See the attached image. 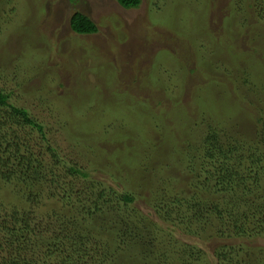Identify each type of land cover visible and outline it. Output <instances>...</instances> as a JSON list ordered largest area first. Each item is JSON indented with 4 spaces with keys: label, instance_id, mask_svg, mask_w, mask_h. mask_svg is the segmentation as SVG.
<instances>
[{
    "label": "trees",
    "instance_id": "16d2710c",
    "mask_svg": "<svg viewBox=\"0 0 264 264\" xmlns=\"http://www.w3.org/2000/svg\"><path fill=\"white\" fill-rule=\"evenodd\" d=\"M246 1L243 7L244 1L229 0V15L246 8L252 19L245 21L243 26L249 25L254 29L257 26L264 27V0ZM118 3L124 9L134 10L141 7L142 0H118ZM70 26L78 35H92L99 31L96 23L81 12L72 15ZM207 31L208 35L210 29L207 28ZM221 31V40L217 44L224 51L229 50V46L230 50L238 49L245 55L257 53L264 59V52L260 53L251 46L250 52L242 50L238 43H234L233 37L226 34L225 26ZM209 39L214 41L211 43L218 41L216 38ZM250 39L247 42L252 45H261L257 36ZM230 50L227 51L228 55ZM229 58L235 67L241 61L232 56ZM174 60L180 65L179 59ZM187 66L189 62L181 68L184 72L189 71V77L184 73L190 83L193 99L189 109L180 102L179 95L172 96L163 90L158 96L152 92L146 97L141 92L139 82L135 87L138 90L134 93H130L126 87L117 98L104 99L109 102L106 106L101 103L102 109L115 107L116 103L124 108L127 106L131 114L137 112L132 117L138 123L148 124L151 121L161 134V143L155 144L153 137H146L144 125L143 130L135 135L123 124L122 117L121 127L116 121L106 124L108 134L113 129L119 131L113 139L120 145L122 142L126 144V141L133 142L128 149L124 146L125 157L132 159L133 155L129 151L138 147V152L144 158L135 161L136 164L150 159L155 161L152 175L156 177L145 179L143 189L138 190L139 195L122 189L115 183L117 179H114V186L107 185L99 178H94L79 163L68 160L52 143L45 123L36 119L27 109L11 104L10 94L0 90V192L9 190L14 196L8 202H5L7 198L0 197V264H42L40 259L25 258L24 254L25 249L33 252V246L37 243L45 248L46 254L57 259L55 264H118L125 246H146L147 242L156 240L153 234L157 236L163 235V231L167 232L158 224L154 226L151 221L144 223L132 219V208L146 194L150 195L152 204L149 205H152L160 220L174 226L179 223L184 225V234L188 237L185 239L198 236L197 227L205 235L214 226L212 223L215 224V237L219 242H214L212 235L206 239L215 244V264H264V248L247 252L243 245L238 247L228 243L231 240L264 237V66L259 65L258 68L262 78L259 87L262 97L258 102L261 107L246 97L248 101L239 97L240 101L228 107L208 105V92L214 87L219 93L222 90V93L228 94V82H239L237 88L245 86L251 81L250 74L240 73L243 74L241 76L238 73L241 77L236 75L228 80V76L224 75L221 79L217 74L207 73L204 64L194 70H187ZM153 80L156 83V79ZM201 92L205 93L203 97H200ZM127 96L130 100H127ZM110 99L115 101L114 104H111ZM151 102L155 104V109L150 105ZM254 105L256 111L251 118L258 125L254 137L234 136L237 132H233V135L230 133L233 126H223L239 114L246 116V111ZM204 111L214 112L223 122L210 121L205 124ZM200 123L208 126L197 135L193 127ZM64 127L67 129V124ZM162 127L166 130H162ZM173 169L176 170V176H166ZM48 187L50 191L46 194ZM43 197L48 200L61 198L62 210L54 212L52 224L44 225L37 216L36 211ZM21 205L24 206V213L19 209ZM113 218L119 227H110V219ZM141 226L145 230L144 235H151L150 240H145L141 235ZM43 234H47V237ZM99 235L112 236L113 240L101 239ZM179 243V254L187 259L179 264H214V261L208 262L207 252L203 249L188 241ZM147 258L151 257L147 255ZM157 258L161 261L159 264H166L167 257L162 258L159 254Z\"/></svg>",
    "mask_w": 264,
    "mask_h": 264
},
{
    "label": "rangeland",
    "instance_id": "374dc122",
    "mask_svg": "<svg viewBox=\"0 0 264 264\" xmlns=\"http://www.w3.org/2000/svg\"><path fill=\"white\" fill-rule=\"evenodd\" d=\"M242 1L245 7L247 1ZM228 3L229 0H142L139 9L128 10L121 7L118 0H0V90L10 94L11 104L27 109L36 119L45 123L52 143L68 160L79 163L94 178H99V181L107 185L114 186V179H117L115 183L122 189L139 195L138 190L143 189L145 179L156 177L152 175L155 161L150 159L136 164L135 161L144 158L138 152V147L129 151L133 155L132 159L125 157L124 148H130L133 142L126 141V144L123 145L122 142L120 145L113 139L119 131L113 129L108 134L106 124L116 121L121 127L123 121L135 135L143 130L144 125L146 137H153L155 144L161 143V134L151 121L148 124L138 123L132 117L137 112L133 111L131 114L126 109L127 106L124 108L116 103L115 107L102 109V104L106 106L109 103L104 99L108 101L109 97L117 98L126 87L130 93H134L138 90L135 87L139 82L141 92L146 97L152 95V92L158 96L160 90H163L172 96L179 95L176 98L189 109V103L193 101L190 83L185 79V74L189 77V71L186 73L181 68L189 62L187 70H194L204 64L207 73L217 74L221 79L224 75L229 80L238 73L250 74L251 81L245 86L237 88L239 82H228V94L222 93V90L219 93L214 87L208 92V105L221 104L228 107L240 101L239 97L245 100L248 98L250 102L254 101V104L259 105L262 78L258 68L259 65L264 66L262 56L253 52L245 55L238 52V49L230 50L229 46L228 55L229 50L224 51L217 43L221 40V29L225 26L226 34L233 37L234 43H238L242 50L250 52L251 46L260 53L264 52V27H244V22L252 19L247 14V9L242 8L239 2L241 12L229 15ZM76 12L90 17L99 31L92 35L76 34L70 26V19ZM206 27L210 29L208 35ZM252 36H257L261 45L247 42ZM209 38H216L218 41L211 43L214 41ZM230 56L241 60L236 67L229 61ZM174 59H179L180 65ZM201 94L200 97L205 95ZM127 100H130L129 96ZM111 101L114 104L115 101ZM150 105L155 109L154 103L151 102ZM255 107H249L246 116L239 114L223 126H233L230 133L233 135V132H237L234 136L254 137L258 131V125L251 118L254 110L256 111ZM95 109L97 110L93 111ZM204 112L207 121L205 124L211 123L210 121L223 122L214 112ZM174 114L177 116L176 112ZM66 124L67 129L64 127ZM207 126L202 123L196 125L193 127L195 134H201ZM162 130L166 128L162 127ZM174 171L176 172L175 169L167 172L166 176H176ZM49 187L46 194L50 191ZM0 197L7 198L5 202L14 199L9 190L1 191ZM60 199L48 200L43 197L36 213L44 225L52 224L54 212L62 210ZM149 204H152L150 195L140 198L132 208L136 210H132V219L136 222L145 221L144 223L151 221L154 226L158 224L167 232L163 231V235L157 233V236L153 234L156 240L154 243L147 242L146 246H125L118 264H159V254L162 258L167 257L166 264L186 262V257L179 254L181 241H188L203 249L207 252L208 262L214 261L215 264V244L206 240L212 235L214 242H219L215 237L214 223L205 235L200 227L195 226L199 231L198 236L185 239L188 237L184 234V225L179 223L174 226L160 220ZM23 207L21 205L19 209L24 213ZM110 220L111 228L119 227L116 219ZM104 222L105 215L102 223ZM140 228L145 240H150L151 235H144L145 230L142 226ZM42 231L45 233L44 229ZM43 236L47 237V234ZM98 237L110 242L113 240L108 235ZM228 243L243 245L247 252H257L264 248V237L231 240ZM153 245L155 247L152 248ZM33 250L30 252L25 249V258L40 259L42 264H55L57 261L55 257L46 254L45 248L38 243L33 246ZM147 255L151 258H147ZM188 260L192 261L190 258Z\"/></svg>",
    "mask_w": 264,
    "mask_h": 264
}]
</instances>
